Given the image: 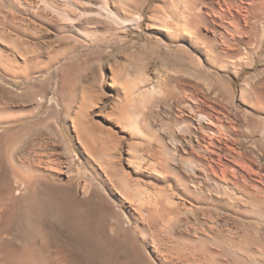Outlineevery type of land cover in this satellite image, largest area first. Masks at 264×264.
Listing matches in <instances>:
<instances>
[{
    "label": "bare ground",
    "instance_id": "obj_1",
    "mask_svg": "<svg viewBox=\"0 0 264 264\" xmlns=\"http://www.w3.org/2000/svg\"><path fill=\"white\" fill-rule=\"evenodd\" d=\"M5 1L10 8L15 4V0ZM157 1V4L149 9L145 19L142 15L144 8L140 12L137 9L141 3V7H147L148 0L133 2L42 0L41 5L39 3L28 8L30 17L28 20L40 30L52 31L53 41L46 44L47 51L44 52L30 44L31 41L27 44L19 37L13 41L11 38L15 58L11 59L9 66L6 65L7 68L5 66L3 70L11 76L20 74L19 76L25 79L35 74L41 76L62 61L67 59L74 61L80 52L91 47L101 48L106 44H114L119 35L127 33L128 28L138 32L143 20H146V27L150 33L160 37L150 44L152 47H149L151 48L149 51L156 54L160 61V67L153 75L137 77L127 71V66L124 64L119 66L114 63L108 66L102 62L103 57L100 54L97 58L101 71H99L98 86L109 87L107 95L98 94L97 91L91 92L84 86H76L75 80L73 84L65 85L66 78L62 77L65 67L59 68V75L62 76L60 79L57 78L59 84L55 89L58 95L57 106L64 107L69 122L68 127L80 144L86 163L91 161L95 164L96 167H93L90 162L93 170L95 168L99 171V175H96H101L104 180H116L115 183L105 181V189L109 190L122 210L135 221L136 230L145 233L144 240L151 247L159 264H169L173 260L186 261L185 251L171 253L172 256L170 253L162 252L161 244L167 245L169 240L176 242L177 239H185L193 248L192 244H201L207 254L205 257L204 253L200 255L201 252L197 260L203 264L208 263L207 257L211 261L210 256L213 251L211 253L208 250L211 245L222 248L227 246L229 250L233 248L236 255L239 253L236 259H241L242 264H264V238L257 236L260 232V224L258 225L254 218V207L262 205L263 202L257 198L258 194L257 196L252 194L247 191L248 189L224 176L226 173L222 175L218 170V166L223 165L219 150L222 140L227 137L236 139L223 126L217 108L225 84L222 79L223 71L235 65L241 70L252 69L254 60L262 55L264 16L258 14L259 6H256L252 0L244 3L241 9H237L235 11L237 15L240 17L243 15L244 28L239 25L241 32L234 31L240 38L234 44L231 30L235 28L230 24L232 22L226 19L229 15L232 19L236 18L228 4L225 5L226 9L215 11L212 6H200L204 2L202 0H179V6L162 11L158 6L162 0ZM212 15L216 18L213 21ZM256 33L259 43L254 50L253 46L251 47V38ZM4 34L0 26V38ZM230 35L231 37H228ZM239 44L244 47V54L236 50ZM30 65L36 66L34 70L23 71ZM210 72L213 74L211 78ZM260 75L262 76H255L253 82H251L252 78L247 81L246 86H242L241 92L244 94L251 91L252 105L255 104L258 108L256 109L264 116V70ZM69 76L71 77V72L68 78ZM46 85L48 88L46 90L37 89L38 96L32 110L14 116L8 115L4 121L14 122L35 116L44 104L48 91L53 87L49 80ZM77 94H80V108L75 113H70L68 109L65 110V101L76 102ZM209 95L213 96L214 105H217L211 107V110L204 106ZM113 96L123 99V105L103 114V118L110 120V127L101 130L95 122H92L93 115L101 113L109 97ZM50 122L62 137L61 129H57L56 123L52 120ZM231 129L236 131L234 126L233 128L231 126ZM139 147L141 149L138 150ZM194 149H199L198 151L201 152L197 153ZM214 154L216 157L212 158L210 155ZM72 159V163L67 167H62L50 159L45 163L40 159L37 163L34 162V165L27 158L24 160L12 158L11 162L9 160L10 177L0 181V231L13 236L14 245L12 244L8 252L15 261L24 264L27 261H32V264H56L46 253L48 242L45 240V231L37 229L38 231L34 230L37 235H33L34 232L31 233L29 230L37 222L38 227L41 225L39 219L43 218L46 207V187L44 189L43 186L45 178L53 177L61 180L66 177L67 170L68 173L73 172L71 169L74 168L72 165L75 161ZM126 167L131 171L147 170L154 181L167 186L163 189L155 185L141 186L129 182L125 172ZM80 186L82 193L89 189L87 183H82ZM262 208L261 213L264 214ZM143 222L148 225L147 232L141 230L140 225ZM181 229L189 235L192 233L196 237H201L196 239L193 236L196 241L188 237L186 239ZM165 234L169 237H165ZM158 235L160 237L162 235V239L157 237ZM28 239L31 241L27 242L29 246L27 244L26 248L22 247L21 241ZM132 246H135L134 242ZM250 246H255L256 251H251ZM187 249L189 250V247ZM135 256L132 264H144L142 256ZM8 262L5 261L4 264Z\"/></svg>",
    "mask_w": 264,
    "mask_h": 264
},
{
    "label": "rangeland",
    "instance_id": "obj_2",
    "mask_svg": "<svg viewBox=\"0 0 264 264\" xmlns=\"http://www.w3.org/2000/svg\"><path fill=\"white\" fill-rule=\"evenodd\" d=\"M40 1L42 0H15L14 6L10 8L7 1L0 0V26L3 34L5 33L0 38V181L7 180L10 177L11 164L9 163V160L11 162L12 158H19L20 160H24L27 158L29 159L28 161L33 163V165L40 159H42V163H45L46 160L50 159L55 161L62 167L69 166L72 163L71 159L73 158L72 161H75L74 165H72V168L73 166L74 168L71 169L73 170V172L68 173L69 170L66 169V177L61 180H56V178L53 179V177L45 178L43 186L44 189L46 187V207L44 210V214L42 215L43 218L40 217L39 219V224L41 225L38 227L37 222L36 224H34L35 226H37V228L35 226H31L32 228H30L31 230H29L31 233L34 232L33 235L36 234L34 230L41 229L45 231V240L48 242L46 243L48 244V246H46V253L48 254V256L50 255V258L52 257L51 261H55L56 264H132L135 260V255H138V257L142 256V262H144V264H159V262L155 259L151 247L144 240L145 233H141L136 230L134 223L135 221L132 220L129 215L122 210L109 190L105 189L104 183H115L116 180H104L101 175V177L97 176L99 175V171H96L95 168L93 170V168L91 167V164L93 165V167H96L95 164H93L91 161V164L90 162L86 163L84 154L81 153V146L73 137V132L68 127L69 122L67 121V114L66 111H64V107L60 105L57 106L58 95L55 89L59 84V81L57 80H59L63 75L62 77L66 78L65 85H71L76 82V86H84L87 87L91 92L97 91L98 94L102 93V95L106 96V92L110 90L109 87L98 86V79L101 71L99 69V60L97 58L100 54H102L103 57L102 62L106 65H114L115 63L123 66L122 64H124L125 66H127V71L131 72L134 76L137 77H143V75L146 74L153 75L155 71L160 67V61L156 54H152L151 51H149L151 50V48L149 47L151 46L150 44L159 40L160 37L152 35L150 33V30H148L146 27V20H143L140 27L141 29H139L138 32L137 30L134 31V29L128 28L127 33L119 35L114 44H106L105 47L101 48L97 46L94 48L91 47L86 50L87 52H80L77 56L78 58L76 57L74 61L71 62L68 59L62 61L59 64L51 67L49 70L45 71V73L41 76H37L35 74L29 79H25L24 77L19 76L20 74L17 76L14 75L15 77L13 75L11 76L10 73L4 71L3 69L6 65H8L11 59L15 58V49L11 44L14 39H17L19 37L21 40L27 42V44H29V41H31L30 44H32L34 47L36 46L39 51L44 52L47 51L45 49L46 44L53 41L52 31L40 30L38 26L29 23L28 20L30 18L28 15V8L30 6L39 5ZM113 1L115 2L116 0H112V2ZM126 1L133 2L137 0ZM252 1H254L256 6H259L257 7L258 14L260 16H264V0ZM157 2V0H148L147 7H141V3V8L138 5L137 10L138 12H140L141 9L144 8L142 15L146 19L149 9L155 6ZM178 2L179 0H162V3H160L158 6H160V10L167 11L169 9L175 8V6L178 5ZM202 2L203 3L200 6H212L215 11L223 8L226 9L225 5L228 4V6L231 8V13L235 15L236 19H232L229 15V18L227 17L226 20H229L233 24L237 22L235 25L230 23L236 29L235 30L234 28H231L232 26L230 27V29H234L231 30V34H233L232 39H234L233 41L235 44L236 40L240 39L236 36L235 33L241 32V28H244L242 22L243 15L242 17H240L235 11L239 8L241 9V6H244L246 3L251 2V0H202ZM29 3L31 5H29ZM42 3H40V5ZM6 6L7 8H5ZM260 9L261 13H259ZM205 10L206 9H204V11ZM215 19L216 18H213L212 15L211 20L213 21ZM239 25L241 28L238 27ZM23 34L24 36H22ZM228 37H231V35ZM11 38H13L12 41ZM32 42H34L35 44ZM251 43V47L253 46V49L256 50L259 43L258 33L252 36ZM238 47L236 48V50L239 51V53H245L244 47L242 45L239 44ZM253 64L254 68L252 69L245 68L241 70L239 66L235 65L233 67H230L229 70H224L222 73V79L225 84L221 90V101L219 106L217 107V105H214V98H212V95H209L208 99H206L207 101L204 102V106L208 110H211V107L213 106L218 108L219 117L223 126L226 127L236 139L232 140L227 137L226 139L222 140L219 150L220 159L223 165H221L222 167L218 166V170L220 174L222 173V175L226 173L224 176L229 177L232 181L234 180L233 182H235L239 186L241 185V187H243L244 189H248L247 191L256 196L258 194L257 198H259L263 203L260 206H256V208L254 207L255 210L258 208L256 211L254 210V218H256L255 220L258 225L260 224V234L258 233L257 236H259L260 238H264V214L261 213V208L264 207V116L257 110L258 108L255 104H253L255 106L252 105V101H250L251 91L246 92L247 94H242L241 92L242 86H246L245 83L247 84V81H250L252 78L251 82H253L255 80V76H262L260 74L264 70V49L262 55L256 58ZM67 66H69V68H67ZM35 67L36 66L30 65L27 66V70L23 71L30 72L34 70ZM59 68H64L61 76L59 75ZM70 72L71 77L69 76V79L68 75H70ZM238 73L239 75L237 76ZM209 74V77L213 75L211 72ZM67 79L69 81H67ZM48 80L52 83L53 87L48 91L44 104L35 116L14 122L4 121V118L8 115L14 116L26 112L27 110H32L35 107L38 96V93H36L37 89H48L46 85V82ZM229 86H231V88ZM77 96L78 98L76 99V102L72 101V103H68L67 101H65V110L68 109L70 113H75L80 108V94H77ZM123 102V99L118 98L117 96L109 97V99L107 100V104L101 111V113H95L93 115L92 122H95L101 130L109 129L110 120L103 118V114L107 113L111 109H115V107L117 106H122ZM254 119L256 122H254ZM51 120L56 123L57 129H61L62 137L60 133L55 129L53 123L50 122ZM259 124L260 126H258ZM231 126L232 128L234 126V129H236V131L231 129ZM230 133L227 134L230 135ZM139 149H141V147H139L138 150ZM194 150L197 153L201 152V150L198 151L199 149ZM26 154H28L27 157ZM243 155L245 158L243 157ZM210 156L212 158L216 157L215 154ZM206 160L208 161L209 159ZM237 160H239L238 164L236 163ZM244 160H246V162ZM242 164L245 165L242 166ZM215 167L217 168V166ZM223 170H225V172H223ZM125 172L127 174L129 182H134L141 186H149V184L150 186L155 185L163 189L167 186L166 184L157 183V181H154L153 177L149 175L147 170L139 169L136 171H131L130 168L126 167ZM82 183H87L89 186V189L84 193H82L80 189V185H82ZM259 195L261 196L259 197ZM262 210L264 212V208H262ZM45 213L46 217H44ZM260 220L263 221L261 222ZM229 223V225H231V222ZM140 227L141 230H145L144 232H147L148 225H146L145 222H143ZM1 232L2 231H0V233ZM182 232L185 233V238L188 237L197 239L201 237H196L192 233V235H189L184 230H182ZM3 233L4 232L0 234V245H2L0 246V262L3 264L5 261H9L8 264H24L23 262L15 261V259L8 252V249H10L14 245V243H12L14 242L13 236L9 235L8 233ZM147 235H149V232ZM164 236L169 237V235L166 234ZM157 237L160 236L158 235ZM162 237L163 236L161 235L160 239H162ZM3 240L5 241V243ZM177 240L178 241L176 242H171V240H169L168 243H166L167 245L161 244V249H163L162 252H167L171 255V253L174 254L179 251L182 253L185 251L187 259L184 262L172 259L173 261H171L169 264H203V262H199L197 260L199 258L198 254H200L201 252L202 253L200 255L204 253L205 257L207 254V252H205V248L203 250L201 244L194 243L192 244L194 245L193 248L191 247V245H189V242H186L185 239ZM29 241V239L21 241V246L27 247ZM194 241L196 240L194 239ZM133 242L136 247L132 246ZM173 243H175L176 246H174L175 244ZM188 247L189 250L187 249ZM209 247L208 250L210 252L213 251V253L211 252V261H209V257H207L208 263L206 264L243 263L241 259H236V256H238L239 253L238 255H236L235 252H233V248H231L232 250H229L227 246V248H222L221 246L215 245H211ZM199 249L201 251H199ZM249 249L251 251H256L255 246H250ZM186 250H188L189 252ZM217 256L220 257L218 258ZM212 258L214 261H212ZM28 262L29 261L25 262V264H30L32 261H30L29 263Z\"/></svg>",
    "mask_w": 264,
    "mask_h": 264
}]
</instances>
